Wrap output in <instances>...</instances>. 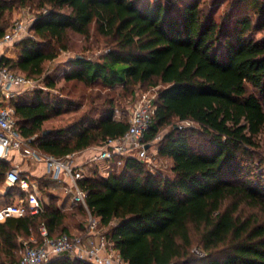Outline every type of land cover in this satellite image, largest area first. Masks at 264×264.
Wrapping results in <instances>:
<instances>
[{"label":"trees","instance_id":"1","mask_svg":"<svg viewBox=\"0 0 264 264\" xmlns=\"http://www.w3.org/2000/svg\"><path fill=\"white\" fill-rule=\"evenodd\" d=\"M244 2L258 20L237 13ZM15 3L40 11L33 35L15 43L19 58L0 59L12 71L40 78L59 56L56 45L67 51L68 33L87 36L92 23L112 42L98 60L76 54L65 76L110 89L99 116L88 111L45 134L44 122L63 111L60 101L44 98L54 80L49 90L31 92L32 103L15 102L20 133H42L40 150L63 157L123 136L129 118L122 99L144 86H159L148 141L174 121L196 125L173 126L161 141L159 155L172 160L169 174L131 156L109 175L106 163L97 164L79 182L120 257L127 264H264V177L257 172L264 166V1L236 0V12L219 22L200 0H0V39ZM77 208L85 210L73 203ZM67 216L50 199L38 214L0 223V253L8 259L2 264L17 261L11 254L22 247L20 236L41 241L42 225L50 237L69 234ZM48 264L93 263L63 254Z\"/></svg>","mask_w":264,"mask_h":264},{"label":"built area","instance_id":"2","mask_svg":"<svg viewBox=\"0 0 264 264\" xmlns=\"http://www.w3.org/2000/svg\"><path fill=\"white\" fill-rule=\"evenodd\" d=\"M36 17L17 20L0 39V59L4 49L13 43L30 36L31 27ZM42 78L27 77L12 71L0 62V160L6 159L11 150L19 151L23 156L33 158L46 165L50 176L61 182L72 202L89 210L87 193L81 188L80 181L90 168L100 163L105 175L120 168L125 159L135 156L149 160L151 144L146 134L156 114V97L142 94L131 109L128 131L119 138H110L105 144L91 146L84 150L57 157L47 154L34 146V137H24L18 129L16 100L29 92L44 89ZM6 182L17 187L22 196L18 204H9L0 210V222L9 217H25L38 214L45 204L31 177L23 174L18 168L6 172ZM33 187V188H32ZM90 211V210H89ZM99 219H90L87 231L82 235L63 234L50 237L45 225L40 227L41 241L31 239L26 242L23 252L17 261L7 264H48L53 258L67 254L72 257L90 261L93 264H127L114 249L111 242L98 230Z\"/></svg>","mask_w":264,"mask_h":264},{"label":"rangeland","instance_id":"3","mask_svg":"<svg viewBox=\"0 0 264 264\" xmlns=\"http://www.w3.org/2000/svg\"><path fill=\"white\" fill-rule=\"evenodd\" d=\"M201 6L203 10L208 13L212 12L214 18L217 21H221L223 18H226L228 15L231 16L232 13L236 12L233 8L232 4L236 2V0H200ZM264 1V0H261ZM239 12H249L254 17L255 20H258V14H254V11L249 7L248 2H244L239 6ZM40 10L36 9L32 6H20L17 3L14 4L13 8L9 11H6L3 20L7 27V31L10 27L20 19H30L32 17H36L37 13ZM6 31V32H7ZM33 35V32H30ZM252 37L257 39L262 38L263 31H254L251 33ZM65 43L68 46L67 51H60L59 46L56 45V51L59 52V56L54 61H47L44 65V74L40 77L43 80L44 89L49 90L47 88V83L50 80H54L55 87L51 89L49 97L44 96V98H48V102L52 103L56 100L60 101L63 105V111L58 116H53L49 120L45 121L43 124L44 131H51L53 129H60L69 126L70 124L77 121L79 118L85 114V112H91L93 116H99L101 111L105 108L103 105L104 100L108 97V94L111 92L109 88L98 85L86 86L77 81H66L65 76L72 69V65L69 61L76 55H84L93 60H98L103 54L107 53L109 49L112 47V42L110 39L104 37L97 30V25L92 23L90 26V31L87 36L69 32ZM49 48L46 47V50ZM20 49H18L15 43L4 49V56L17 60L19 58ZM11 56V57H10ZM21 73V72H18ZM26 75L24 73H21ZM158 87L153 86H144L142 89L138 91V94L135 97H130L128 99H122V107L120 110L125 111V117L129 118L131 109L134 104L140 98L142 94H148L151 97H157ZM118 92L121 91V87L118 88ZM27 103H32L34 100L33 93L29 92L20 96L16 101H24ZM93 109V110H92ZM18 119V127L20 126V118ZM173 126L180 127H196V125L192 123H183L174 121L172 126H168L159 132L157 138L154 140L148 141L151 144L150 152H149V160L147 162V167L153 171L161 170L164 174L170 173V168L172 166V160L170 158L162 157L159 155V146L164 136L172 130ZM42 133L34 136V146L38 148L39 138ZM259 141L261 144V152L264 154V129L262 130ZM256 167V166H255ZM6 171L5 168L0 167V183L4 184L2 180L3 174L2 172ZM258 174H263L264 177V166L259 168L257 171ZM258 179V178H257ZM256 179V180H257ZM69 212V216H67L65 220V224L69 227H79L84 225H88L90 219H98L94 216L91 211L84 210L83 213L78 211L77 209H73ZM72 213V214H71ZM108 228H104L98 225V230L101 234H103ZM58 234L60 232H57ZM73 235H82L83 233H71ZM7 258L4 257L3 254L0 253V262H7Z\"/></svg>","mask_w":264,"mask_h":264},{"label":"crops","instance_id":"4","mask_svg":"<svg viewBox=\"0 0 264 264\" xmlns=\"http://www.w3.org/2000/svg\"><path fill=\"white\" fill-rule=\"evenodd\" d=\"M0 167L6 169V171L3 172L4 184L0 183V210L9 204H18L19 197L23 195L17 187L9 186L6 182V172L13 167L18 168L23 174H27L31 177L33 187H36L44 204H49L51 199L52 203L62 211L68 212L72 210L73 202L70 195L66 194L61 182L54 180L50 176L47 172L46 165L43 162L25 157L19 151L11 150L7 154L6 159L0 160ZM68 230L71 233H83L84 231H87V225H84V228H71L68 226ZM31 239H36V237L34 235H30L27 238L22 236L19 237L18 241L20 245L22 244V247L17 252L11 254L12 261L17 260L20 257L21 252H23V249L25 248L26 242H29Z\"/></svg>","mask_w":264,"mask_h":264},{"label":"water","instance_id":"5","mask_svg":"<svg viewBox=\"0 0 264 264\" xmlns=\"http://www.w3.org/2000/svg\"><path fill=\"white\" fill-rule=\"evenodd\" d=\"M50 131H46L45 134L49 133Z\"/></svg>","mask_w":264,"mask_h":264},{"label":"bare ground","instance_id":"6","mask_svg":"<svg viewBox=\"0 0 264 264\" xmlns=\"http://www.w3.org/2000/svg\"><path fill=\"white\" fill-rule=\"evenodd\" d=\"M1 150V149H0Z\"/></svg>","mask_w":264,"mask_h":264}]
</instances>
